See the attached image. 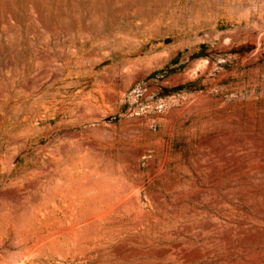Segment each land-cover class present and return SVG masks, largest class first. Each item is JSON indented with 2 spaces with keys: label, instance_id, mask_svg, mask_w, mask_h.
Returning <instances> with one entry per match:
<instances>
[{
  "label": "rangeland",
  "instance_id": "obj_1",
  "mask_svg": "<svg viewBox=\"0 0 264 264\" xmlns=\"http://www.w3.org/2000/svg\"><path fill=\"white\" fill-rule=\"evenodd\" d=\"M263 43L264 0H0V264H264Z\"/></svg>",
  "mask_w": 264,
  "mask_h": 264
},
{
  "label": "bare ground",
  "instance_id": "obj_2",
  "mask_svg": "<svg viewBox=\"0 0 264 264\" xmlns=\"http://www.w3.org/2000/svg\"><path fill=\"white\" fill-rule=\"evenodd\" d=\"M137 152H138V151H137ZM135 153H136V151H135ZM144 154H145V153H144ZM146 154H147V153H146ZM137 158H138V157H137ZM137 161H138V160H137ZM137 161H136V162H137ZM136 162H135V163H136ZM153 162H154V161H153ZM161 165H162V164H161ZM137 166H138V163H137ZM138 168H139V166H138ZM159 168H160V167H159ZM138 170H139V169H138ZM162 172H163V171H162ZM98 174H99V173H98ZM98 174L95 175V179H96L97 176H98V177L101 176L100 174H99V175H98ZM105 174H106V173H105ZM36 176H37V175H36ZM105 176H106V175H104V177H103V175H102L101 177L105 178ZM110 176H112V173L110 174ZM116 176H117V175H116ZM155 176H157V175L155 174ZM101 177H99V178H101ZM106 177H109V175H107ZM166 177H167V176H166ZM99 178H97V179H99ZM103 178H102V179H103ZM113 178H117V177H113ZM159 178H160V176H159ZM159 178H158V179H159ZM92 180H93V179H92ZM112 180H113V179H112ZM134 180H135V178H134ZM94 181H96V180H94ZM97 181H98V180H97ZM241 182H242V181H241ZM112 183H113V182H112ZM88 184H89V182H88ZM119 184H120V183H119ZM122 186H123V185H122ZM127 186H128V185H127ZM127 186H126V187H127ZM136 186H137V185H136ZM136 186H135V187H136ZM249 186H250V185H249ZM68 188H69V187H68ZM129 188H130V186H129ZM138 189H139V188H138ZM227 189H228V188H227ZM127 190H128V189H127ZM260 191H261V190H260ZM101 192H102V191H101ZM130 192H131V191H130ZM131 193H132V192H131ZM250 193H251V192H250ZM120 194H122V193L120 192ZM197 194H198V193H197ZM128 195H129V194H128ZM195 195H196V194H195ZM195 195H194V196H195ZM250 195H251V194H250ZM252 195H253V194H252ZM116 197H117V196H116ZM127 197H128V196H127ZM127 197H125V198H127ZM132 199H133V198H132ZM132 199H131V200H132ZM176 199H177V198H176ZM255 199H256V198H255ZM101 200H103V199H101ZM119 200H120V199H119ZM126 200H127V199H126ZM126 200H124V201H126ZM212 201H213V200H212ZM87 202H88V201H87ZM119 202H120V201H119ZM138 202H139V201H138ZM130 203H131V202H130ZM135 203H137V202H135ZM204 203H205V202H204ZM138 204H139V203H138ZM133 205H134V204H133ZM135 205L137 206V204H135ZM139 205H140V204H139ZM70 208H71V207H70ZM119 208H120V207H119ZM108 209H109V208H108ZM113 210H114V209H113ZM116 210H117V209H116ZM111 211H112V210H111ZM114 211H115V210H114ZM138 212H139V211H138ZM70 213H71V212H70ZM75 213H76V212H75ZM112 213H113V212H112ZM71 214H72V213H71ZM141 214H143V213H141ZM76 216H77V215H76ZM100 216H101V215H100ZM102 216H103V215H102ZM133 216H134V215H132L131 218H133ZM73 217H74V216H73ZM67 219H68V218H67ZM72 219H74V218H72ZM116 219H117V218H116ZM76 220H77V219H76ZM94 220H95V219H94ZM103 220H104V219H103ZM110 220H111V219H110ZM143 220H144V219H143ZM263 220H264V219H263ZM37 221H38V220H37ZM92 221H93V220H92ZM107 221H108V220H107ZM19 223H20V222H19ZM39 223H40V222H39ZM89 223H90V222H89ZM31 224H32V223H31ZM83 225H85V224H83ZM137 225H138V224H137ZM16 226H17V225H16ZM68 227H69V226H68ZM33 229H34V228H33ZM36 229H38V228H36ZM11 232H12V231H11ZM11 232H10V234H11ZM16 232H17V231H16ZM11 236H12V234H11ZM15 236H16V235H15ZM16 237H17V236H16ZM34 237H35V236H34ZM47 238H48V237H47ZM45 240H46V239H45ZM18 241H19V240H18ZM31 242H32V241H31ZM257 243H258V242H257ZM19 244H20V243H19ZM26 244H28V243H26ZM28 248H29V247H28ZM258 248H259V247H258ZM224 249H225V248H224ZM182 250H183V249H182ZM220 250H221V249H220ZM27 251H28V250H27ZM27 251H26V252H27ZM212 251H213V250H212ZM209 254H210V253H209Z\"/></svg>",
  "mask_w": 264,
  "mask_h": 264
},
{
  "label": "built area",
  "instance_id": "obj_3",
  "mask_svg": "<svg viewBox=\"0 0 264 264\" xmlns=\"http://www.w3.org/2000/svg\"><path fill=\"white\" fill-rule=\"evenodd\" d=\"M262 50H263V53H264V43L262 44Z\"/></svg>",
  "mask_w": 264,
  "mask_h": 264
}]
</instances>
